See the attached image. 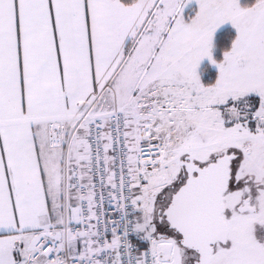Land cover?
<instances>
[{
  "label": "snow or ice",
  "instance_id": "snow-or-ice-1",
  "mask_svg": "<svg viewBox=\"0 0 264 264\" xmlns=\"http://www.w3.org/2000/svg\"><path fill=\"white\" fill-rule=\"evenodd\" d=\"M0 264H264V0H0Z\"/></svg>",
  "mask_w": 264,
  "mask_h": 264
},
{
  "label": "rangeland",
  "instance_id": "rangeland-1",
  "mask_svg": "<svg viewBox=\"0 0 264 264\" xmlns=\"http://www.w3.org/2000/svg\"><path fill=\"white\" fill-rule=\"evenodd\" d=\"M227 27H230V25H228L227 22H226V24L222 25L221 28L218 29V31H221L222 29L227 28Z\"/></svg>",
  "mask_w": 264,
  "mask_h": 264
},
{
  "label": "trees",
  "instance_id": "trees-1",
  "mask_svg": "<svg viewBox=\"0 0 264 264\" xmlns=\"http://www.w3.org/2000/svg\"><path fill=\"white\" fill-rule=\"evenodd\" d=\"M227 28H230V27H227ZM227 28H224V29H222V30H225V29H227Z\"/></svg>",
  "mask_w": 264,
  "mask_h": 264
}]
</instances>
